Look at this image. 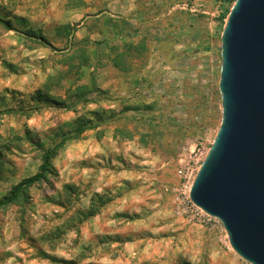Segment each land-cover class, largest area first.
I'll use <instances>...</instances> for the list:
<instances>
[{"label": "rangeland", "instance_id": "rangeland-1", "mask_svg": "<svg viewBox=\"0 0 264 264\" xmlns=\"http://www.w3.org/2000/svg\"><path fill=\"white\" fill-rule=\"evenodd\" d=\"M233 2L0 0V18L9 20V28L0 22V102L32 108L0 116L9 143L0 197L37 172L43 149L77 116L141 108L67 141L54 173L0 210V264H250L217 219L198 222L176 200L221 122V14ZM72 28L74 43H87L70 47ZM80 45L91 57L78 80ZM49 78L65 107L29 99ZM81 84L94 88L87 98L95 102L68 97Z\"/></svg>", "mask_w": 264, "mask_h": 264}, {"label": "water", "instance_id": "water-1", "mask_svg": "<svg viewBox=\"0 0 264 264\" xmlns=\"http://www.w3.org/2000/svg\"><path fill=\"white\" fill-rule=\"evenodd\" d=\"M220 48L221 122L189 198L239 257L264 264V0H234Z\"/></svg>", "mask_w": 264, "mask_h": 264}, {"label": "trees", "instance_id": "trees-1", "mask_svg": "<svg viewBox=\"0 0 264 264\" xmlns=\"http://www.w3.org/2000/svg\"><path fill=\"white\" fill-rule=\"evenodd\" d=\"M232 3L234 0H228V2ZM230 8H225L224 11L221 14V18L224 19L227 16V13ZM0 22H2L4 25H6L9 28V20L7 18H0ZM68 26L65 27L67 29ZM73 33L74 28L69 29L66 35L69 36L70 43L68 44L70 47L76 46L75 44L79 42L87 43V41L80 40L74 43L73 41ZM45 39V38H43ZM100 43V42H97ZM74 56L79 59L80 64L76 66V73H77V79L80 80L84 74L86 73L87 66L89 64L90 55L88 53V50L84 45H80L75 48ZM121 57V54L118 53L114 57H112V61L115 65H118V60ZM58 78L62 79L65 77V74L60 73ZM48 79V81L44 84L42 88L36 89L29 97L30 100L34 101V106H39L38 104L44 103V104H51L55 106L65 107L67 104L64 100H59L55 98L49 90L51 89V86L53 84H58L57 82H52ZM96 89V88H95ZM94 88L90 87L87 84H81L77 85L75 88H67L66 92L68 91V97H76V99L81 100L82 102L88 103V102H95V98H87V95L92 93ZM99 94H105V91L100 90ZM0 97V101H1ZM32 108L25 109L22 106L18 108L13 107H7L5 104H1L0 102V116L2 114H14V113H21L25 116L30 115V111ZM141 108L139 106H131V105H125L122 106V108L118 111L114 108L109 109H98L90 111L89 115H80L77 116L75 120V127L72 131L69 132H63L60 135V139L54 143L52 146L47 147L43 149V152L40 157V164L38 166L37 172L34 174L20 179L17 183L10 186V189L7 190V192L0 197V210L3 208H6L9 205L17 204L19 201H22L25 199L29 187H32L35 184H38L40 182L46 181L48 179V176L50 174L54 173V167H53V160L56 158L58 152L62 149L64 144L73 139H78L86 130L89 129H95L102 123L110 122L119 115H121L124 112L128 111H139ZM8 141L3 138V135L0 133V172L4 169V161L2 159V150L8 146ZM93 211V209H90V212ZM97 210H94L93 213H95ZM91 215V214H90ZM67 264H75L73 261L66 262Z\"/></svg>", "mask_w": 264, "mask_h": 264}, {"label": "built area", "instance_id": "built-area-1", "mask_svg": "<svg viewBox=\"0 0 264 264\" xmlns=\"http://www.w3.org/2000/svg\"><path fill=\"white\" fill-rule=\"evenodd\" d=\"M179 173L183 174V177L185 179L190 177L192 174V172H190L188 175V171L184 172V170H180ZM189 186H190V184H189ZM179 193H182V192H179ZM183 193H184V196H182V197L177 196V198H176L177 203H178V205H181L184 203L187 206V208L189 209L191 216L194 219H196V221L207 224V223H210L212 220H216V218L205 213L203 210H201L199 207H197L196 205H194L192 203V201L189 198V187H188L187 191H185Z\"/></svg>", "mask_w": 264, "mask_h": 264}, {"label": "crops", "instance_id": "crops-1", "mask_svg": "<svg viewBox=\"0 0 264 264\" xmlns=\"http://www.w3.org/2000/svg\"><path fill=\"white\" fill-rule=\"evenodd\" d=\"M194 1H197V0H194ZM192 11V10H191Z\"/></svg>", "mask_w": 264, "mask_h": 264}]
</instances>
